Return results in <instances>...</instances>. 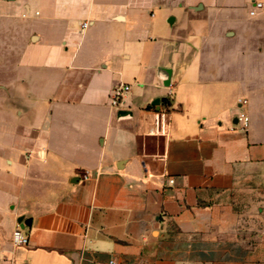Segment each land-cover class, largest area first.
Returning <instances> with one entry per match:
<instances>
[{"label":"crops","instance_id":"crops-1","mask_svg":"<svg viewBox=\"0 0 264 264\" xmlns=\"http://www.w3.org/2000/svg\"><path fill=\"white\" fill-rule=\"evenodd\" d=\"M251 1L0 0V264H264ZM243 8L253 45L229 41ZM119 83L131 88L112 107Z\"/></svg>","mask_w":264,"mask_h":264},{"label":"built area","instance_id":"built-area-1","mask_svg":"<svg viewBox=\"0 0 264 264\" xmlns=\"http://www.w3.org/2000/svg\"><path fill=\"white\" fill-rule=\"evenodd\" d=\"M261 11H264V2L259 0H252L251 1V7L249 10V14L251 16H255ZM88 26L87 22H84L82 24V28H86ZM130 85L127 83H119L115 85L110 93V104L112 107H118L120 106L125 99L126 93L130 90ZM169 95H172V90L170 89ZM248 105V100L246 98H241L238 101V107L241 109L240 113L238 114V123L240 125V128L243 130H247L249 127L250 122V116L248 112L246 111V106ZM169 103L167 102L164 106H161L156 111V119L155 124L152 128V133L155 135H167L168 133V114H169ZM92 174L88 171L84 172L81 176L83 180H89L91 178ZM170 183H174L173 179H170ZM30 241V235L25 232V230L18 226L14 233H13V242L15 245H26ZM108 264H117V262L112 259L108 262Z\"/></svg>","mask_w":264,"mask_h":264},{"label":"rangeland","instance_id":"rangeland-1","mask_svg":"<svg viewBox=\"0 0 264 264\" xmlns=\"http://www.w3.org/2000/svg\"><path fill=\"white\" fill-rule=\"evenodd\" d=\"M247 10L245 8L241 9L239 11V16H241L240 20H241V30H243V33H244V36L242 37L243 39H237V38H230V42L231 44L233 45H253L256 43L255 39L253 36H251V33L253 31V28L254 25H253V22L250 20V18H247ZM227 24L230 23V22H226ZM262 28L264 29V26H262ZM231 29H235L236 30V27H231ZM263 40H262V44H264V34L262 36ZM214 39V38H213Z\"/></svg>","mask_w":264,"mask_h":264},{"label":"water","instance_id":"water-1","mask_svg":"<svg viewBox=\"0 0 264 264\" xmlns=\"http://www.w3.org/2000/svg\"><path fill=\"white\" fill-rule=\"evenodd\" d=\"M160 102V100H156L153 104L155 105V104H158ZM76 181L78 180V179H75ZM18 222L21 224V226L24 228L25 227V225H29L30 226V220L29 219H24L23 217H20L19 219H18Z\"/></svg>","mask_w":264,"mask_h":264}]
</instances>
